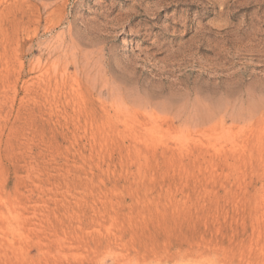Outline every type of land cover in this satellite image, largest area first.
<instances>
[{"label": "rangeland", "instance_id": "obj_1", "mask_svg": "<svg viewBox=\"0 0 264 264\" xmlns=\"http://www.w3.org/2000/svg\"><path fill=\"white\" fill-rule=\"evenodd\" d=\"M0 264H264V0H0Z\"/></svg>", "mask_w": 264, "mask_h": 264}]
</instances>
